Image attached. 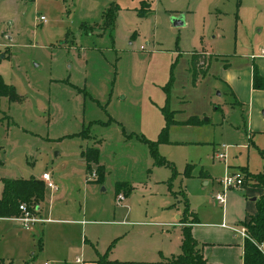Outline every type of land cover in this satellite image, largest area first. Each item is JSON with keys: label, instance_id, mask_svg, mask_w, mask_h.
Here are the masks:
<instances>
[{"label": "rangeland", "instance_id": "1", "mask_svg": "<svg viewBox=\"0 0 264 264\" xmlns=\"http://www.w3.org/2000/svg\"><path fill=\"white\" fill-rule=\"evenodd\" d=\"M262 46L264 0H0V76L17 95H0V192L2 177L43 170L56 185L41 179V199L18 201L43 220L24 228L5 218L18 212L0 215V264L94 263L114 236L109 257L176 253L180 189L205 264H241L243 237L231 227L252 206L243 170L264 171V130L248 128L251 56ZM262 109L253 101L252 120ZM88 146L100 181L92 162L84 175ZM235 170L242 186L224 190L222 209L218 178Z\"/></svg>", "mask_w": 264, "mask_h": 264}, {"label": "trees", "instance_id": "2", "mask_svg": "<svg viewBox=\"0 0 264 264\" xmlns=\"http://www.w3.org/2000/svg\"><path fill=\"white\" fill-rule=\"evenodd\" d=\"M115 6L111 4L105 10L102 11V22L104 25H110L114 18L113 9ZM201 53L196 51L192 52L191 61L194 67L202 68ZM204 61V58H203ZM250 84L253 88L264 89V76H262L256 65H251ZM0 95H7L8 97L15 98L17 95L14 91L13 85L3 81L0 76ZM188 120V119H187ZM189 121H197L195 118L189 119ZM165 129L161 131V139L165 138ZM84 159L85 177L91 169V162L96 164L94 171L95 177L93 180L100 181L103 177L102 164L97 165L98 150L95 146H88L85 150L81 151ZM264 157V151L262 152ZM159 160H162L159 159ZM191 163L186 162L183 168L184 174H189ZM245 176L252 180V185L258 186L260 189L259 195L255 198V211L253 214L243 218L240 223L244 226L247 237L242 241V264H264V254L258 249V243L264 241V171L257 173H250L243 170ZM248 180V181H250ZM2 188L0 192V215H8L18 212L19 200H30V198L41 199L43 195V182L41 179L32 175L28 177H2ZM183 195L184 208L182 216L179 217L181 238L179 244V251L176 254H172L169 257H165L162 260H158L156 264H205L206 258L202 255L200 247L197 241L192 237L190 232V223L196 220L194 211L189 209L186 202L185 195ZM29 202V201H28ZM190 215V218L187 216ZM189 219V220H186ZM115 237L112 238L106 245L102 252L97 253L93 259L94 264H131L132 260H117L111 259L107 256L108 249L113 245Z\"/></svg>", "mask_w": 264, "mask_h": 264}, {"label": "crops", "instance_id": "3", "mask_svg": "<svg viewBox=\"0 0 264 264\" xmlns=\"http://www.w3.org/2000/svg\"><path fill=\"white\" fill-rule=\"evenodd\" d=\"M182 24H183V17H182ZM198 52V51H197ZM202 52V51H201ZM203 53H204V51H203ZM252 58H255V64L257 65V68H258V70H259V72H260V74L262 75V76H264V54H261L260 52L259 53H257V54H255V55H253V56H251ZM250 74H251V72H249V82H250ZM249 92H250V95H251V97H249V114H250V116H249V118H250V121H249V131L250 130H252V129H261V130H264V118H261V117H259V116H256L255 118H253V120H252V104H253V101H255L257 104H259L260 106H264V89H260V88H253V87H251V85H250V90H249ZM264 112H261V114H263ZM247 138L248 139H250V137L249 136H247ZM82 160H83V162H84V159H83V157H82ZM102 164V163H101ZM43 171H48V170H43ZM48 173H49V176H50V178H51V173H50V171H48ZM84 175H85V173H84ZM199 177H205V176H208L209 175V173L206 171H202V169L201 168H199L198 169V174H197ZM32 176H34V177H39V175H32ZM7 177V176H6ZM8 177H16V176H8ZM17 177H21V176H17ZM200 178V179H201ZM221 178V177H220ZM220 178H218V181L220 180ZM52 179V178H51ZM53 180V179H52ZM207 182V180H205L204 181V183H206ZM220 182V181H219ZM54 189H56V185H55V188ZM54 189H50V190H54ZM245 189H246V192H247V195H248V199L252 202V206H250L249 204H248V202L246 201V202H244V209H246L245 210V214L243 215V218H246L248 215H251V214H253L254 213V211H255V203H254V201H255V198L259 195V193H260V189H259V187H256L255 185H251V184H249V185H246L245 186ZM180 192H181V189H180ZM224 198H225V192H224ZM223 204H224V202H223ZM223 204L221 205V208L223 209ZM250 207H252L253 209V212L252 213H249L250 211ZM189 209L191 210V211H194L195 212V215H196V211L193 209V208H191V207H189ZM188 217L190 218V215H188ZM177 218H179V215H177ZM178 220V219H177ZM177 222H179V221H177ZM207 222V221H206ZM180 223V222H179ZM195 223H198V219H197V217H196V220L195 221H192L191 223H190V226H192V225H194ZM220 225L222 226H226L224 223H220ZM179 226H180V224H179ZM166 233V232H165ZM234 234V232H232V235ZM115 238H117V236H114ZM113 237V238H114ZM111 240V239H110ZM109 240V241H110ZM242 241H243V239H242ZM199 245V244H198ZM200 247V246H199ZM177 253V252H176ZM176 253H169V254H163V253H159V256H157L156 258H152V259H150V260H140V261H138V260H134V259H120V258H117V257H109V255H108V257L109 258H111V259H117V260H132L134 263L135 262H142V263H146V264H156L155 262L156 261H158V260H162V259H164L165 257H169L170 255H172V254H176ZM241 253H242V242H241V250H240V260H241V264H242V259H241ZM95 258V256H92V257H89L87 260L88 261H92L93 262V259ZM206 258V257H205ZM75 261H79V259L78 258H75ZM206 261L208 262V259L206 258ZM89 264H94V263H89Z\"/></svg>", "mask_w": 264, "mask_h": 264}, {"label": "built area", "instance_id": "4", "mask_svg": "<svg viewBox=\"0 0 264 264\" xmlns=\"http://www.w3.org/2000/svg\"><path fill=\"white\" fill-rule=\"evenodd\" d=\"M38 19L40 21L45 20V18L42 14L38 15ZM260 53L264 54V46L261 47ZM213 155H214V157L220 159V158L224 157V152L221 148L218 151L213 152ZM93 174L94 173L92 172V175ZM39 178L43 180L45 187H48L50 189L55 188V183L50 178L48 171H42L39 175ZM219 181L221 182L223 189L221 191L215 192L213 198L217 203L222 205L224 202V190L227 187H232V186H239L240 187V186H242L241 184L243 182V177H242V174L239 170H235L231 174L224 175L222 178H220ZM122 197L123 196L121 194H117V198L121 199ZM33 208L34 209H30L28 207V205H26L25 202H19L18 203V214L12 215V216H5V218H9L11 220L19 221L24 228H28L30 224L37 222V221H41V219H42L35 214L36 209H38V205H35ZM231 228L233 230L239 232L243 238L247 237V233H246L244 226L241 225L239 228H233V227H231ZM257 247L260 251H263L264 250V241L258 243Z\"/></svg>", "mask_w": 264, "mask_h": 264}, {"label": "water", "instance_id": "5", "mask_svg": "<svg viewBox=\"0 0 264 264\" xmlns=\"http://www.w3.org/2000/svg\"><path fill=\"white\" fill-rule=\"evenodd\" d=\"M172 22H173V24L174 25H180V24H182V16H181V14H179V15H177V16H174L173 18H172ZM262 112H264V109H262ZM205 119V118H204Z\"/></svg>", "mask_w": 264, "mask_h": 264}]
</instances>
